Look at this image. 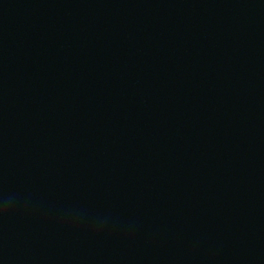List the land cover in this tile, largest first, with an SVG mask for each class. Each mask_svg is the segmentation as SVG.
<instances>
[{
  "label": "water",
  "instance_id": "95a60500",
  "mask_svg": "<svg viewBox=\"0 0 264 264\" xmlns=\"http://www.w3.org/2000/svg\"><path fill=\"white\" fill-rule=\"evenodd\" d=\"M0 264H264V0H0Z\"/></svg>",
  "mask_w": 264,
  "mask_h": 264
},
{
  "label": "clouds",
  "instance_id": "9594fccd",
  "mask_svg": "<svg viewBox=\"0 0 264 264\" xmlns=\"http://www.w3.org/2000/svg\"><path fill=\"white\" fill-rule=\"evenodd\" d=\"M10 203V200L0 199V212H3L10 205Z\"/></svg>",
  "mask_w": 264,
  "mask_h": 264
}]
</instances>
